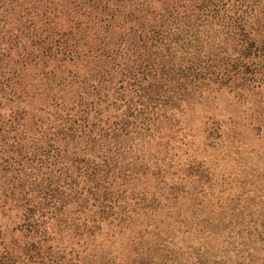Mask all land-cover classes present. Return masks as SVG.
<instances>
[{"label": "trees", "instance_id": "trees-1", "mask_svg": "<svg viewBox=\"0 0 264 264\" xmlns=\"http://www.w3.org/2000/svg\"><path fill=\"white\" fill-rule=\"evenodd\" d=\"M252 129L264 0H0V264H264Z\"/></svg>", "mask_w": 264, "mask_h": 264}, {"label": "rangeland", "instance_id": "rangeland-1", "mask_svg": "<svg viewBox=\"0 0 264 264\" xmlns=\"http://www.w3.org/2000/svg\"><path fill=\"white\" fill-rule=\"evenodd\" d=\"M242 116V107L237 104L236 100L230 94L222 92L215 96L205 98L201 104L188 110L184 116V121L194 131H199V129L208 125L207 127L212 130V135L215 138L216 129L223 121L225 124H228L231 123V119ZM245 133H248L249 136L246 140V145L249 148L256 147L257 149L259 146H264V129L261 131L252 129ZM262 150L264 152V148ZM245 151L248 152V150Z\"/></svg>", "mask_w": 264, "mask_h": 264}]
</instances>
